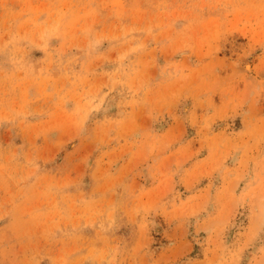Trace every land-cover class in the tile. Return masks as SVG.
I'll return each mask as SVG.
<instances>
[{
  "label": "rangeland",
  "instance_id": "rangeland-1",
  "mask_svg": "<svg viewBox=\"0 0 264 264\" xmlns=\"http://www.w3.org/2000/svg\"><path fill=\"white\" fill-rule=\"evenodd\" d=\"M0 264H264V0H0Z\"/></svg>",
  "mask_w": 264,
  "mask_h": 264
}]
</instances>
